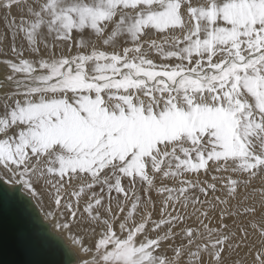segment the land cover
Here are the masks:
<instances>
[{
	"label": "snow or ice",
	"instance_id": "obj_1",
	"mask_svg": "<svg viewBox=\"0 0 264 264\" xmlns=\"http://www.w3.org/2000/svg\"><path fill=\"white\" fill-rule=\"evenodd\" d=\"M0 12V181L76 264H264V0Z\"/></svg>",
	"mask_w": 264,
	"mask_h": 264
},
{
	"label": "water",
	"instance_id": "obj_2",
	"mask_svg": "<svg viewBox=\"0 0 264 264\" xmlns=\"http://www.w3.org/2000/svg\"><path fill=\"white\" fill-rule=\"evenodd\" d=\"M72 250L55 234L19 186L0 181V264H73Z\"/></svg>",
	"mask_w": 264,
	"mask_h": 264
},
{
	"label": "bare ground",
	"instance_id": "obj_3",
	"mask_svg": "<svg viewBox=\"0 0 264 264\" xmlns=\"http://www.w3.org/2000/svg\"><path fill=\"white\" fill-rule=\"evenodd\" d=\"M15 13H16V10L14 9V10H13V15H15ZM4 15H5V13L0 12V35H2V34L4 33V26H3V17H4ZM3 181H4L7 185H9V186H15V185H13L12 183H10V182L7 181V180H3ZM21 190H22V189H21ZM22 192H23V190H22ZM23 193H24V192H23ZM24 194H26V193H24ZM26 195L29 196L28 194H26ZM29 197H30V196H29ZM30 198H31V197H30ZM33 202H34L35 205L37 206V208H38V210H39V212H40L42 218H43L46 222H48V224H49L50 228L52 229V231H53L55 234H58V235L63 239V241L67 244V246L72 250V248H71V244H70V242L66 239V236H65L64 234H62L58 229H56L55 226H54V225H53L48 219L45 218V216H44V211H46L47 208L45 207L44 211H42L41 208H40V206L36 203V201L33 200ZM72 252H73V250H72ZM74 257H75V260H74L73 264H76V256L74 255ZM250 259H251V257H250ZM233 260H235V259H233ZM229 264H231V263H229Z\"/></svg>",
	"mask_w": 264,
	"mask_h": 264
},
{
	"label": "rangeland",
	"instance_id": "obj_4",
	"mask_svg": "<svg viewBox=\"0 0 264 264\" xmlns=\"http://www.w3.org/2000/svg\"><path fill=\"white\" fill-rule=\"evenodd\" d=\"M232 259H239L242 262H246V264H251V259L247 255V251L245 249H241L236 254H233ZM229 263H231V261H229Z\"/></svg>",
	"mask_w": 264,
	"mask_h": 264
}]
</instances>
